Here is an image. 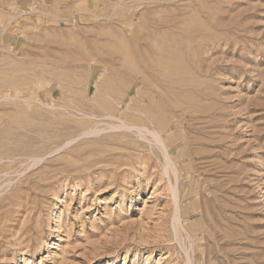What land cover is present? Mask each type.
<instances>
[{
  "label": "rangeland",
  "instance_id": "obj_1",
  "mask_svg": "<svg viewBox=\"0 0 264 264\" xmlns=\"http://www.w3.org/2000/svg\"><path fill=\"white\" fill-rule=\"evenodd\" d=\"M0 264H264V0H0Z\"/></svg>",
  "mask_w": 264,
  "mask_h": 264
},
{
  "label": "bare ground",
  "instance_id": "obj_2",
  "mask_svg": "<svg viewBox=\"0 0 264 264\" xmlns=\"http://www.w3.org/2000/svg\"><path fill=\"white\" fill-rule=\"evenodd\" d=\"M130 28H131V26H130ZM131 66V65H130ZM134 66V65H133ZM168 70V69H167ZM92 133V132H91ZM101 134V133H100ZM170 147V146H169ZM92 165V164H91ZM90 167H92V166H90Z\"/></svg>",
  "mask_w": 264,
  "mask_h": 264
}]
</instances>
